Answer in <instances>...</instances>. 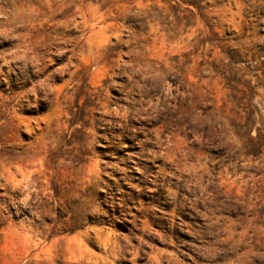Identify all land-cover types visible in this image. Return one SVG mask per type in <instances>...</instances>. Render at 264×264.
<instances>
[{
  "label": "rangeland",
  "instance_id": "rangeland-1",
  "mask_svg": "<svg viewBox=\"0 0 264 264\" xmlns=\"http://www.w3.org/2000/svg\"><path fill=\"white\" fill-rule=\"evenodd\" d=\"M0 264H264V0H0Z\"/></svg>",
  "mask_w": 264,
  "mask_h": 264
}]
</instances>
